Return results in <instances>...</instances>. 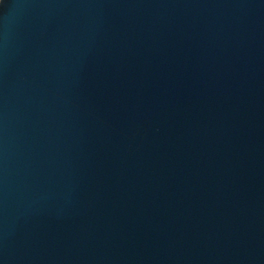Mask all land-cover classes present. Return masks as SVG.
<instances>
[{
  "label": "water",
  "instance_id": "obj_1",
  "mask_svg": "<svg viewBox=\"0 0 264 264\" xmlns=\"http://www.w3.org/2000/svg\"><path fill=\"white\" fill-rule=\"evenodd\" d=\"M0 264H264V0H0Z\"/></svg>",
  "mask_w": 264,
  "mask_h": 264
}]
</instances>
